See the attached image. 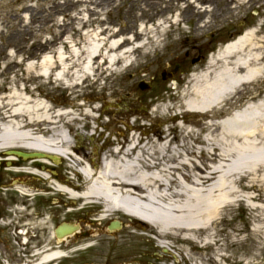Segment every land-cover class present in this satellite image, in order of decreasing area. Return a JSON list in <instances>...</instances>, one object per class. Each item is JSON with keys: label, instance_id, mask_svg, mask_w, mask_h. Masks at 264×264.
<instances>
[{"label": "bare ground", "instance_id": "bare-ground-1", "mask_svg": "<svg viewBox=\"0 0 264 264\" xmlns=\"http://www.w3.org/2000/svg\"><path fill=\"white\" fill-rule=\"evenodd\" d=\"M103 1L108 0H95ZM178 1L189 7L183 10L173 8L177 13L169 22L179 25L192 15L199 18V22L204 21L208 10L197 6L200 0ZM168 2L163 7L153 0L144 3L146 7L141 9L140 18L147 19V23L160 20L149 33L143 25L113 30L99 22L97 31L85 34L84 46L77 48L74 45L69 57H60L58 62L48 64L42 74L49 77L53 71L59 72L56 80L67 83L65 90L72 96V110H56L55 104L48 101H32L16 94L15 102L1 114L0 153H10L9 149H26L42 155L40 160H31L24 165L36 169L34 174L42 184L40 193L44 206L36 224L42 232L37 251L39 264L77 260L86 252L115 260L114 257H119L114 255L116 251L141 240L153 242L157 249L174 250L176 246L171 244L172 241L182 246L209 247V261L224 262V257L218 256L216 240L224 210L242 200L251 205L250 197L241 195L239 187L249 190L257 186L264 190V96L254 103L255 97H248L249 102L244 100L248 105L242 102L244 95L235 96L241 85L264 76V37L256 39L254 31L243 33L212 55L205 68L186 83L178 99L169 95L157 99L159 103L153 112L166 121H175L172 126L145 138L141 133H133L123 141L117 138L108 140L107 145L114 148L107 152L102 150L97 159L94 153L88 154L87 148L81 149L87 140L94 146V135L102 137L104 132L98 133L100 116L93 114L105 113L103 106L93 107L91 101L77 103L84 99L87 89L82 86L83 82L88 79V74L96 77L95 73L124 74L132 70L136 51L152 48L155 54L160 42L156 37L164 31L163 25L167 23L166 16L171 10ZM67 3L70 9L75 6L73 0H67ZM76 3L82 5L87 1L77 0ZM67 10L61 6L56 8L62 16L68 13ZM23 11L30 9L25 7ZM106 11L100 6L82 9L72 21L81 24L93 17L98 20ZM227 11L222 12L223 15ZM197 25L195 35L208 26L205 23ZM65 26L68 25H62ZM77 26L79 24L68 28L76 29ZM147 34H150L147 38L150 43L140 42ZM155 66L153 59L145 63L146 77ZM130 88L132 85L128 87L121 83L117 87L102 85L95 90L114 104L122 100L121 95ZM227 99L234 100L227 111L233 109L235 102H238L239 109L223 112ZM217 111L225 116L219 118ZM124 113L125 116L133 115L130 110ZM188 113L199 119L211 115L196 133L187 120ZM133 121L132 128L138 129L141 119ZM89 131L91 135L85 133ZM204 133L212 136L211 142L203 136ZM222 143L227 146V151L221 149ZM73 144L77 146L73 147ZM48 159L55 161L59 173L35 162ZM196 160H200V164ZM12 163L9 160L8 165ZM28 188V194L32 195L31 188ZM51 201L53 205L49 203ZM259 209L264 215V206ZM52 219H55L54 225ZM113 219L119 221V229H108V223ZM121 221L125 222L127 232L118 235L115 232L122 229ZM61 223L74 229L62 238H49L51 229L55 230ZM182 246L178 248L185 256L181 262L171 254L160 261L165 264L206 261L199 254L187 255ZM107 261L109 259L103 260ZM225 261L236 264L231 258Z\"/></svg>", "mask_w": 264, "mask_h": 264}, {"label": "rangeland", "instance_id": "rangeland-1", "mask_svg": "<svg viewBox=\"0 0 264 264\" xmlns=\"http://www.w3.org/2000/svg\"><path fill=\"white\" fill-rule=\"evenodd\" d=\"M76 1L73 0L75 6L70 9L67 0H0V118L10 104L15 102L13 98L16 94L32 101H48L51 105L55 104L56 110L60 108L62 111L72 110V96L65 90L67 83L56 80L59 78L57 75L59 72L55 70L54 74H50L49 77L42 73L45 72L48 64L58 62L60 57H69L74 45L77 48L84 46L85 34L97 31L100 26L99 22H102L104 27L109 26L113 30H126L143 25L149 33L160 21L158 18L154 19V22L147 23V19L140 18L141 9L146 7L144 4L146 0H108L103 2L84 0L87 3L82 5L77 4ZM153 1L159 7L165 6L168 2V0ZM167 5L171 6V10L166 16V24H169L170 18L177 13L173 8L183 10L186 6L189 7L186 3H179L178 0H170ZM59 6L68 8L66 11L68 13L64 16L58 14L56 8ZM97 6L107 10L98 20L93 17L81 24L78 21H72L73 16L79 10ZM197 6L208 10L203 22H199V18L192 15L184 19L177 27L175 25L173 30L165 29L160 32L156 38L163 40L159 42L157 52L154 54V50L151 48V50L144 51V49L133 53L135 60L132 70L124 74L119 72L95 73L96 77L90 75L83 82L82 86H87V89L84 99L78 100L77 103L81 104L84 100L91 101L93 107L103 106L105 113L103 115L93 114L95 117L100 116L98 133L103 131L102 137L97 138V135H94L96 140L93 145L95 147L91 146V142L87 140L84 147H81L82 150L87 148L88 154L94 153V158L97 159L102 150L107 152L111 150V147L114 148V146L107 145L106 141L108 140L113 141L117 138L123 141L133 133L137 135L141 133L142 138H145L154 133L157 134L159 130H166L175 121H166L162 116L153 112L159 103L157 99L161 98L160 96L169 95L178 99L182 95L186 83L192 79L195 73L205 68L210 57L243 33L254 31L256 39L264 37V0H200ZM25 7L30 11H23ZM225 11L228 13L223 15ZM220 13L222 14L220 15ZM204 23L208 26L203 32L195 35V25L198 24L199 27ZM64 24L68 26L62 27ZM74 24H79V26L70 30L68 27ZM27 26L30 27L27 28ZM149 35L142 36L140 42L150 43V39H147ZM45 58L49 60L45 61ZM150 59L154 60L156 66L153 72L146 77L145 63ZM98 74L101 75L98 76ZM133 80L135 81L133 82ZM121 83L127 84L128 87L132 85V89L124 92L121 95L122 100L115 101L114 104H110L112 100L109 101L98 90H95L102 85L117 87ZM141 84H145V88L141 89L139 87ZM237 95H244L242 102L246 105L248 104L244 100L247 101L250 96L255 97L253 103L259 101L264 96V76L253 83L241 85L235 96L237 97ZM152 99L154 101L150 103ZM108 102L109 104H107ZM233 102L234 100L228 101L227 99L224 102L227 105L223 106V112L235 111L238 102H235L233 109L227 111ZM127 110H130L133 115L125 116L124 112ZM217 112L220 114L217 115L219 118L225 116V114L222 115L223 112ZM210 115L202 116L199 119L193 113H188L187 120L194 132L197 133L198 129L209 121ZM135 118L141 119L138 129L132 128ZM145 130L146 135H143ZM85 133L91 135L92 132ZM203 136L211 142V135L204 133ZM101 146H103L102 149ZM221 149L227 151V146L222 143ZM196 162L200 164V160H196ZM59 170V167L55 168L57 173ZM25 185L30 186L32 193L41 192L42 184L37 177L28 179ZM239 190L241 195L250 197L248 201L251 205L242 200L226 208L222 214L216 240L218 256L224 257V262L209 261L211 255L209 247L201 249L192 245L182 246L180 243L172 241L171 244L176 246L174 250L160 247L157 249L153 242L141 240L135 242L131 247L123 246L121 250L114 252V255L119 256L114 257L115 260L108 257H96L95 254L86 252L80 259L65 260L61 264H94L102 263L103 260L106 262L108 259L107 263L110 262L109 264H124L121 262L123 260L128 261L125 264H165L160 260L171 252H174L175 258L181 262L184 256L178 249L181 246L185 248L189 256L194 254L203 256L206 261L201 260L200 264H231L225 261L229 258L235 260L236 264H264V215L259 212V207L264 206V190L261 191V188L257 186H252L249 190L239 187ZM31 196L33 199H27L26 202L31 208V214H36L29 224L36 241L33 246L35 249L39 245L37 242L40 243L42 237V232L36 224L39 215L43 212L44 204L41 193ZM49 203L53 205L52 201ZM52 221L54 225L55 219ZM121 222L123 223L122 229L116 231L115 234L123 235L127 232L125 222ZM149 235L153 237V235ZM48 236L52 238V229ZM137 251L141 253L134 256L130 254Z\"/></svg>", "mask_w": 264, "mask_h": 264}, {"label": "flooded vegetation", "instance_id": "flooded-vegetation-1", "mask_svg": "<svg viewBox=\"0 0 264 264\" xmlns=\"http://www.w3.org/2000/svg\"><path fill=\"white\" fill-rule=\"evenodd\" d=\"M8 152L0 153V264H39V245L33 249L36 241L29 225L36 214L26 202L28 186L21 183L30 159H15L13 151Z\"/></svg>", "mask_w": 264, "mask_h": 264}, {"label": "water", "instance_id": "water-1", "mask_svg": "<svg viewBox=\"0 0 264 264\" xmlns=\"http://www.w3.org/2000/svg\"><path fill=\"white\" fill-rule=\"evenodd\" d=\"M140 87H141V89L145 88L143 85H141ZM109 229H119L118 223L111 224L109 226ZM71 230H72V228H70L69 226H62V227L57 228L55 230V235H56V237L61 238L64 235L68 234Z\"/></svg>", "mask_w": 264, "mask_h": 264}]
</instances>
